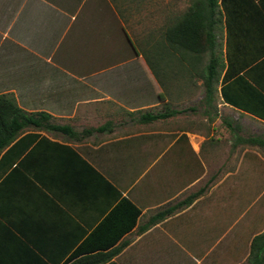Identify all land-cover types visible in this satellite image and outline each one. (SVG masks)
<instances>
[{
  "label": "crops",
  "instance_id": "0c3cea01",
  "mask_svg": "<svg viewBox=\"0 0 264 264\" xmlns=\"http://www.w3.org/2000/svg\"><path fill=\"white\" fill-rule=\"evenodd\" d=\"M84 1L0 0V94L49 114L0 146V264H264V146L242 139H264V0H216L210 98L185 75L141 102L112 70L122 20ZM122 198L129 223L90 235Z\"/></svg>",
  "mask_w": 264,
  "mask_h": 264
},
{
  "label": "trees",
  "instance_id": "16d2710c",
  "mask_svg": "<svg viewBox=\"0 0 264 264\" xmlns=\"http://www.w3.org/2000/svg\"><path fill=\"white\" fill-rule=\"evenodd\" d=\"M215 6L216 0H189L182 10L167 18L159 28L156 40L161 53L177 57L180 72L192 69L200 76L204 99L210 98L222 66L214 33L210 28L216 16ZM204 52L207 55L206 62L202 69H198L197 62ZM224 76L225 71L221 79ZM159 115L162 113L147 112L141 118L151 119ZM48 117L49 114L45 111H24L16 105L11 95L0 94V146L6 144L19 128L24 125L38 126ZM242 139L251 144L264 146V139L260 136L248 135ZM165 211L167 209L159 212V215ZM136 212L137 209L122 198L99 221L90 235L105 230L108 232L106 239L108 242L129 223Z\"/></svg>",
  "mask_w": 264,
  "mask_h": 264
},
{
  "label": "rangeland",
  "instance_id": "374dc122",
  "mask_svg": "<svg viewBox=\"0 0 264 264\" xmlns=\"http://www.w3.org/2000/svg\"><path fill=\"white\" fill-rule=\"evenodd\" d=\"M187 0H97L98 7L106 8L109 2L112 3L114 10L122 20V24L127 31V40L124 34L118 30L121 50L119 55L127 56L132 59L127 63L128 75L126 78H119L120 66L112 68L117 71L116 83L120 79L123 81L121 86L132 89L136 101L152 100L156 94L154 91L160 88L164 90L177 85H183L189 79L185 75H190L192 87L202 86L201 78L192 69L188 72H180L177 57L160 52L157 40L159 28L167 21L171 15L176 14L184 8ZM86 0L84 1V5ZM114 17V13H113ZM120 33V34H119ZM125 44V50H124ZM172 57V58H171ZM207 59L206 53H202L197 62L198 69H202ZM186 78V81H185ZM186 82V83H187ZM122 83V82H121ZM120 83V84H121ZM117 85V84H116ZM137 87L138 89H133ZM198 94L190 95L193 98ZM169 96V95H167ZM174 96V95H173ZM247 131H250L248 129ZM264 134V130H263Z\"/></svg>",
  "mask_w": 264,
  "mask_h": 264
}]
</instances>
